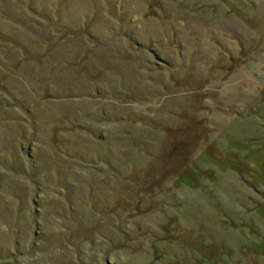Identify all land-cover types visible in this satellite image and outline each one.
I'll use <instances>...</instances> for the list:
<instances>
[{"label": "rangeland", "instance_id": "1", "mask_svg": "<svg viewBox=\"0 0 264 264\" xmlns=\"http://www.w3.org/2000/svg\"><path fill=\"white\" fill-rule=\"evenodd\" d=\"M0 264H264V0H0Z\"/></svg>", "mask_w": 264, "mask_h": 264}]
</instances>
